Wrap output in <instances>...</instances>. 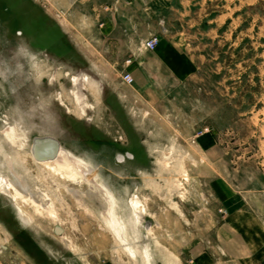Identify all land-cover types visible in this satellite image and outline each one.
<instances>
[{"label":"rangeland","instance_id":"rangeland-1","mask_svg":"<svg viewBox=\"0 0 264 264\" xmlns=\"http://www.w3.org/2000/svg\"><path fill=\"white\" fill-rule=\"evenodd\" d=\"M107 8L90 0H0V131L14 126L26 143L15 152L2 141L36 200L54 212L0 190V264H144L139 253L127 257L87 183L59 174L56 186L45 180V168L28 154L35 137H52L87 162L88 177L112 189L126 220L131 195L142 197L141 225L125 221L128 240L148 245L151 264H194L188 246L206 243L221 220L211 193L218 165L205 158L203 137L215 138L231 167L256 165L232 154L264 155V0H226L220 11L236 13V47L202 38L198 79L170 85L168 96L147 103L136 97L134 79L121 80L131 72L126 54L116 55L114 40L99 32ZM164 150L178 157L166 170ZM214 253V264H241Z\"/></svg>","mask_w":264,"mask_h":264},{"label":"crops","instance_id":"crops-1","mask_svg":"<svg viewBox=\"0 0 264 264\" xmlns=\"http://www.w3.org/2000/svg\"><path fill=\"white\" fill-rule=\"evenodd\" d=\"M90 1L98 7L108 6L98 24L99 32L114 40L119 49L116 55L126 54V64L130 59L128 69L135 81V95L146 103L147 98L164 99L170 85L198 79V65L203 60L200 50L205 46L202 38L219 49L226 45L235 48L238 43L237 35H230L237 31L236 13L233 19L220 11V7L226 10V0ZM151 35L158 36V43L147 50L143 41ZM201 142L205 158L218 165L211 193L218 201L221 220L214 236L205 238L206 243L215 241L217 248L193 243L188 246L189 256L194 264H214L217 250L241 264H264V168L258 165L264 155L232 154L236 160H254L256 165L231 167L227 162L233 159L213 136H205Z\"/></svg>","mask_w":264,"mask_h":264},{"label":"bare ground","instance_id":"bare-ground-1","mask_svg":"<svg viewBox=\"0 0 264 264\" xmlns=\"http://www.w3.org/2000/svg\"><path fill=\"white\" fill-rule=\"evenodd\" d=\"M70 76H71V80L74 83H77L78 76L77 75H70ZM83 78L89 81L86 75H83ZM20 134L17 132L16 127L11 126V125L4 127L0 131V190L9 191L12 194L14 199L19 198L23 202L25 201L27 203L33 204L36 209L46 208L47 210H49L48 212L51 215H53L54 212L49 206L46 207L43 204V201L40 202L36 200V198L34 197L35 194L33 195L32 188L30 187V183L17 170V168H15V163H16L15 157L16 156L12 155L8 151L7 147H5V144L2 141V139H4L5 141H9L8 144L10 145L9 146L10 148L12 147L11 146L12 143L14 144L13 146L16 145L14 150L15 152H17L18 151L17 146L23 147V145H25L26 143V142L24 143L19 138ZM29 147L30 148H28V154L32 157L33 161L38 166H41V167L43 166V168H45V170L42 171L43 173L42 175L45 177V180H47L50 184L55 185L58 183L55 179L56 174H59L60 177H63L72 182L87 183V186L90 189V194L93 197H95L97 200H99V202L102 205L101 210L98 212L102 216L103 222L105 223L106 227L123 242V248L126 254L128 255L127 257L135 261L137 259V253H139V256L141 257V260L143 261L144 264H151V254L149 252L148 245H143L142 247H139L137 244L132 245L130 241L128 240V223H126V221L129 220L128 222L132 226H134L135 229H137L138 226L141 225L142 214L147 212L146 206L144 204L142 197H140L137 193H134L133 195H131L132 197L128 200L131 215L128 218V220H126L125 217L120 216L117 211L118 201L112 189L108 187V185H106L105 183H102L100 179H98L96 176L88 177L87 173L90 172L91 168L87 162H85L80 157L75 156L73 153L68 151L66 148L62 146L60 142L55 144L51 141L43 140L40 143H38L35 146V149H36V153L38 154L39 158L33 154L31 141L29 143ZM171 150L162 151V159L160 162V168L163 170L168 169V166L171 164L173 159H176L177 157V156L174 157L173 154L175 153H173ZM123 158H125L124 155H119L120 160H122ZM176 164L177 163H175V165ZM170 178H173V177L171 176ZM160 185L156 183L154 186L156 188V186L159 187ZM26 191L30 192L29 195H24V192ZM161 193L162 195L165 194L164 191H161ZM42 195L43 194H41V196ZM44 196L46 195L44 194ZM46 197H45V200H46ZM86 210L89 211L88 209ZM21 214L24 216L25 219L27 220L29 219L28 216L25 217L26 214L22 210H21ZM171 259L173 260V258Z\"/></svg>","mask_w":264,"mask_h":264},{"label":"built area","instance_id":"built-area-1","mask_svg":"<svg viewBox=\"0 0 264 264\" xmlns=\"http://www.w3.org/2000/svg\"><path fill=\"white\" fill-rule=\"evenodd\" d=\"M158 43V36L157 35H151L150 37H148L147 39H145L143 41V48L147 49V50H153L156 45ZM130 59L127 60V62H129ZM121 80L122 82L126 83V84H130L133 81V77L131 75L130 72L128 71H124L121 74Z\"/></svg>","mask_w":264,"mask_h":264},{"label":"water","instance_id":"water-1","mask_svg":"<svg viewBox=\"0 0 264 264\" xmlns=\"http://www.w3.org/2000/svg\"><path fill=\"white\" fill-rule=\"evenodd\" d=\"M43 140H46V141H51L55 144H57V140H55L54 138L52 137H49V136H43V137H35L33 140H32V151H33V154L38 157V154L36 153V149H35V146L40 143L41 141ZM39 158V157H38Z\"/></svg>","mask_w":264,"mask_h":264}]
</instances>
